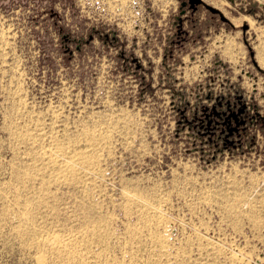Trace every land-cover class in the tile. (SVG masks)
I'll return each mask as SVG.
<instances>
[{
	"label": "rangeland",
	"instance_id": "1",
	"mask_svg": "<svg viewBox=\"0 0 264 264\" xmlns=\"http://www.w3.org/2000/svg\"><path fill=\"white\" fill-rule=\"evenodd\" d=\"M0 264H264V0H0Z\"/></svg>",
	"mask_w": 264,
	"mask_h": 264
},
{
	"label": "water",
	"instance_id": "2",
	"mask_svg": "<svg viewBox=\"0 0 264 264\" xmlns=\"http://www.w3.org/2000/svg\"><path fill=\"white\" fill-rule=\"evenodd\" d=\"M190 3H200V0H188ZM210 10L215 11L214 9L210 8Z\"/></svg>",
	"mask_w": 264,
	"mask_h": 264
}]
</instances>
